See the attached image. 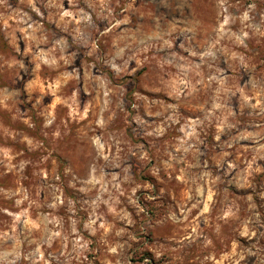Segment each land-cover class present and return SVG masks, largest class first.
I'll return each instance as SVG.
<instances>
[{
    "label": "clouds",
    "instance_id": "1",
    "mask_svg": "<svg viewBox=\"0 0 264 264\" xmlns=\"http://www.w3.org/2000/svg\"><path fill=\"white\" fill-rule=\"evenodd\" d=\"M0 264H264V0H0Z\"/></svg>",
    "mask_w": 264,
    "mask_h": 264
},
{
    "label": "rangeland",
    "instance_id": "2",
    "mask_svg": "<svg viewBox=\"0 0 264 264\" xmlns=\"http://www.w3.org/2000/svg\"><path fill=\"white\" fill-rule=\"evenodd\" d=\"M258 179H260V178H258Z\"/></svg>",
    "mask_w": 264,
    "mask_h": 264
}]
</instances>
